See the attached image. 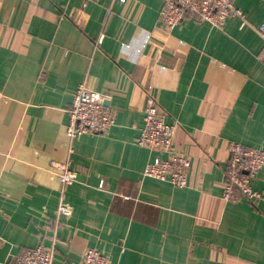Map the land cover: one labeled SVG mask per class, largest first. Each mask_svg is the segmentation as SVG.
<instances>
[{
	"label": "crops",
	"instance_id": "1",
	"mask_svg": "<svg viewBox=\"0 0 264 264\" xmlns=\"http://www.w3.org/2000/svg\"><path fill=\"white\" fill-rule=\"evenodd\" d=\"M164 1L0 0V264L39 243L54 264L88 248L110 264H264V167L258 201L222 198L229 143L264 153V0H234L243 18L221 27L187 13L172 29ZM83 82L116 120L72 139L78 177L62 185L50 161L68 155ZM147 98L176 126L183 188L143 176Z\"/></svg>",
	"mask_w": 264,
	"mask_h": 264
},
{
	"label": "built area",
	"instance_id": "2",
	"mask_svg": "<svg viewBox=\"0 0 264 264\" xmlns=\"http://www.w3.org/2000/svg\"><path fill=\"white\" fill-rule=\"evenodd\" d=\"M125 0H119L123 3ZM107 10L106 19L110 15ZM194 15L202 22L221 27L230 17L243 18L234 5V0H165L160 13V23L172 29L179 25L187 15ZM259 35L264 41V21ZM103 35H100L99 41ZM107 97L88 87L86 82L77 86L72 94L68 114L66 135L70 141L68 155L63 161H50L62 185L76 180L78 172L72 168L71 141L78 134H98L108 130L116 120V112L106 105ZM176 126L166 121L165 112L153 98H147L142 116V129L137 144L152 149L155 154L144 168L143 176L169 182L178 188L187 185L189 160L174 148L173 136ZM226 180L222 198L234 202L243 197L256 202L261 193L253 188V181L264 167V153L261 149L247 147L237 142L229 143ZM54 250L43 243L18 255L15 264H54ZM79 264H110L103 253L88 248L83 252Z\"/></svg>",
	"mask_w": 264,
	"mask_h": 264
},
{
	"label": "water",
	"instance_id": "3",
	"mask_svg": "<svg viewBox=\"0 0 264 264\" xmlns=\"http://www.w3.org/2000/svg\"><path fill=\"white\" fill-rule=\"evenodd\" d=\"M107 104V103H106Z\"/></svg>",
	"mask_w": 264,
	"mask_h": 264
}]
</instances>
